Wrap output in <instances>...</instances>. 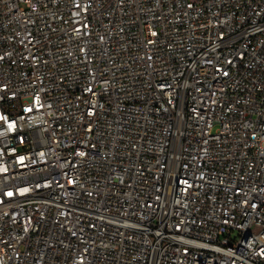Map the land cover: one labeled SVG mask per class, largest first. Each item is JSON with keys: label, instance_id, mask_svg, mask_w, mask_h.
Returning a JSON list of instances; mask_svg holds the SVG:
<instances>
[{"label": "built area", "instance_id": "1", "mask_svg": "<svg viewBox=\"0 0 264 264\" xmlns=\"http://www.w3.org/2000/svg\"><path fill=\"white\" fill-rule=\"evenodd\" d=\"M0 264H264V0H0Z\"/></svg>", "mask_w": 264, "mask_h": 264}]
</instances>
